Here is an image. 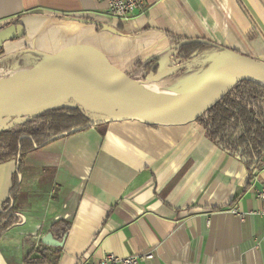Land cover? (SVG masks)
Listing matches in <instances>:
<instances>
[{
  "label": "crops",
  "instance_id": "0c3cea01",
  "mask_svg": "<svg viewBox=\"0 0 264 264\" xmlns=\"http://www.w3.org/2000/svg\"><path fill=\"white\" fill-rule=\"evenodd\" d=\"M11 25L21 36L0 48V76L27 72L73 45L100 50L126 81L146 72L173 87L206 62L168 54L183 40L203 39L264 61V0H146L127 22L110 17L104 0H0V30ZM262 161L249 174L196 120L102 122L40 147L28 143L13 202L22 221L0 236V264H80L150 253L151 260L136 264H264V219L250 214L263 207L255 197L264 186ZM17 162L0 163V209ZM63 228L62 247L41 244L47 233L60 240ZM39 251L48 254L46 262L29 263Z\"/></svg>",
  "mask_w": 264,
  "mask_h": 264
},
{
  "label": "water",
  "instance_id": "95a60500",
  "mask_svg": "<svg viewBox=\"0 0 264 264\" xmlns=\"http://www.w3.org/2000/svg\"><path fill=\"white\" fill-rule=\"evenodd\" d=\"M111 33L120 34L116 29L101 25ZM21 36L19 29L11 25L0 30V48L6 41ZM186 45L215 44L203 39L183 40L169 50L173 54ZM217 46V45H216ZM221 52L211 57L207 67L191 79L175 98L178 106L164 108L157 106L137 92L129 81L115 72L107 57L97 48L89 45H73L56 53L44 57L41 62L29 73L36 72L40 67L49 72V75L36 83L25 97L14 103L0 101V118L22 116L27 110L55 97L64 95L69 90L92 88L106 91L105 110L99 111L107 119L91 121L90 126L96 123L111 121H136L146 126H176L196 120L225 87L239 81H250L264 88L253 79H264V62L243 55L237 51L217 46ZM82 54L92 59L98 70L89 73L60 76L62 66L73 55ZM162 75L147 78L146 82H160ZM55 109V108H52ZM50 109V110H52ZM48 111V110H47ZM42 114V113H41ZM40 115V114H39ZM38 115L29 117L30 119ZM10 125L8 128H10ZM41 244L48 247L60 248L63 240H57L51 233L42 237Z\"/></svg>",
  "mask_w": 264,
  "mask_h": 264
},
{
  "label": "trees",
  "instance_id": "16d2710c",
  "mask_svg": "<svg viewBox=\"0 0 264 264\" xmlns=\"http://www.w3.org/2000/svg\"><path fill=\"white\" fill-rule=\"evenodd\" d=\"M220 52L221 50L216 45L184 46L176 51L179 57L178 62L201 60L208 54L211 55L210 59ZM208 64L207 61L201 71ZM154 70L153 67L152 73H155ZM149 75L144 72L141 80L146 81ZM71 104L75 103L71 102ZM88 111L79 105L71 107L63 105L45 111L27 122L0 131V163L14 158L18 159L9 197L0 209V236L18 224L13 202L18 193V174L24 147L28 143L40 147L65 135L84 130L90 126L89 123L92 121ZM196 122L202 126L207 137L217 146L242 160L249 174L262 164L264 158V88L250 81H239L227 86L207 105L196 118ZM61 224L62 222L55 224L52 229H58ZM65 232L66 229L63 228L60 240L66 234ZM39 254L37 259H31L29 263L46 262L48 254L45 251H39Z\"/></svg>",
  "mask_w": 264,
  "mask_h": 264
},
{
  "label": "bare ground",
  "instance_id": "6f19581e",
  "mask_svg": "<svg viewBox=\"0 0 264 264\" xmlns=\"http://www.w3.org/2000/svg\"><path fill=\"white\" fill-rule=\"evenodd\" d=\"M97 70L98 67L92 59L88 58L85 55L77 54L69 58V60L62 66L60 70V76L68 77L72 75L94 72ZM49 72L50 71L40 67L34 73H29L25 71L16 74H11L9 78H7V80L4 81V82H8L13 80V82L10 85L4 86L3 84L2 85L0 84V101L2 103L9 104L23 99L25 95L28 94L33 89L36 83L40 82L42 79H44L49 75ZM253 81L261 85H264V79L256 78L253 79ZM130 83L131 86L142 96H144L149 101L156 104L157 106L164 108L178 106L179 103L175 98V95L180 90L183 89V88H178L177 90L174 89L171 90V87L170 89H166L162 87V85H159V87H144L138 85L135 82H130ZM73 90H78V89H73ZM88 90L91 95L92 101L95 102L97 107H90L80 101H77L76 99H74L76 97L74 98L65 97L66 99L65 102L60 103L61 98L58 95L27 110L26 112H24V114L21 117L29 118L35 115H39L52 108H57L63 105H69L68 99L71 100V102L79 105L84 110H89L92 112H99L105 110L106 109L104 105L105 97L107 96L108 93L106 91L99 89L88 88ZM9 126L10 125L8 118H0V131L8 129Z\"/></svg>",
  "mask_w": 264,
  "mask_h": 264
},
{
  "label": "built area",
  "instance_id": "2783aa9c",
  "mask_svg": "<svg viewBox=\"0 0 264 264\" xmlns=\"http://www.w3.org/2000/svg\"><path fill=\"white\" fill-rule=\"evenodd\" d=\"M106 3V11L110 17L121 22H127L135 15L142 13L145 7L146 0H104ZM255 197L263 203V207L254 213L264 219V186L255 190ZM232 212L240 219L243 214L238 213L235 209ZM21 219L17 222L21 223ZM152 253L146 255H138L131 257H116L112 254H107L97 262H82L80 264H136L138 260H151Z\"/></svg>",
  "mask_w": 264,
  "mask_h": 264
},
{
  "label": "rangeland",
  "instance_id": "374dc122",
  "mask_svg": "<svg viewBox=\"0 0 264 264\" xmlns=\"http://www.w3.org/2000/svg\"><path fill=\"white\" fill-rule=\"evenodd\" d=\"M211 55H207L205 58L201 59V60H198V63L201 62L202 60H205L206 62L203 63V65L199 68V69H203L204 66H206L205 64H207V60H209V57ZM264 62V61H263ZM194 65V64H192ZM7 78H9V75H6V76H0V82H4L7 80ZM193 79V77H191L189 80L186 81L185 84H183V86L181 87H173L172 85H164L163 83L161 82H151V83H147L146 81H143L141 80V77L140 79L137 78V79H132L130 80L129 82H135L137 83L138 85L140 86H144V87H159V85H162V87L166 88V89H170V87L172 86L173 88H171V90H177L178 88H184V86L191 80ZM2 85V84H1ZM5 86V85H4ZM70 95V96H69ZM59 97L61 98V102L60 103H64L65 102V97H71V98H74L76 99L77 101H80L90 107H97V105L95 104L94 101H92L91 99V95L89 93V90L88 88H85V89H78V90H69L68 92H66L64 95H59ZM68 104L71 106H76L77 104H71V101L68 99ZM78 106V105H77ZM84 113V112H83ZM88 114L90 113V117L92 118L91 120H99V119H102V115L100 113H96V112H92V111H88L87 112ZM85 114V113H84ZM86 115V114H85ZM21 116H12L9 119V125H17V124H20V123H24V122H27L30 120V118H24V117H21ZM19 120V121H18ZM18 121V122H17Z\"/></svg>",
  "mask_w": 264,
  "mask_h": 264
}]
</instances>
